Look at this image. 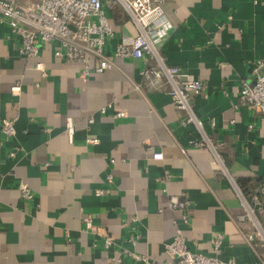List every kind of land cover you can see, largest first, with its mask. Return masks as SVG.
Segmentation results:
<instances>
[{"label": "crops", "instance_id": "obj_1", "mask_svg": "<svg viewBox=\"0 0 264 264\" xmlns=\"http://www.w3.org/2000/svg\"><path fill=\"white\" fill-rule=\"evenodd\" d=\"M105 5L113 55L136 26L121 6ZM163 7L173 28L158 52L203 80L193 109L213 147L197 146L198 127L182 124L186 114L167 89L148 85L142 71L155 60L114 56L112 68L84 76L81 61L56 56L58 42L24 57L19 36L0 21V126L15 118L16 129L0 135V264H157L179 228L193 251L244 264L264 257V245L259 255L244 236L253 224L241 218L240 202L244 186L264 181V115L238 103L264 56V0H166ZM21 182L32 198L22 196ZM176 197L187 201L184 209L172 207Z\"/></svg>", "mask_w": 264, "mask_h": 264}, {"label": "built area", "instance_id": "obj_2", "mask_svg": "<svg viewBox=\"0 0 264 264\" xmlns=\"http://www.w3.org/2000/svg\"><path fill=\"white\" fill-rule=\"evenodd\" d=\"M166 0H0V21L6 22L11 31L18 35L21 44L19 51L26 57H37L42 43L58 42L59 48L56 56L67 60H79L83 63L82 74L89 76L94 70L102 72L115 65V57L123 58H150L156 65L145 68L142 73L148 85L155 89H167L172 96L175 106L184 111L186 117L181 122L184 125L194 123L203 134L201 140L195 141L197 146L213 147L210 139L204 133L203 121L199 119L193 109V99L204 88L201 78L184 72L176 65L165 62L157 49V42L169 36L173 28L172 21L166 14L163 4ZM105 2L110 7L121 6L132 18L136 26V33L130 39H123L114 50L113 55L108 54V41L115 37V30L111 25ZM96 60V65L91 68V60ZM41 70L43 76L47 75L42 62L35 65ZM253 80L242 84L238 96V103L253 108L264 115V56L259 59L253 68ZM13 91L20 90V85L13 86ZM108 110L107 106L101 108L102 112ZM125 112L118 111L115 116H124ZM94 120L89 118V122ZM66 128L70 138L73 136V122L68 119ZM15 118H4L0 126V135H14ZM90 143H99V138L90 137ZM153 157L160 159L162 152H154ZM108 179L113 174L107 175ZM19 189L24 198H32L33 194L25 182L19 184ZM97 194H106L107 189L100 188ZM240 202L245 208L242 219H249L253 230L244 234L247 242L258 252V242L264 245V181L252 185L247 191L240 190ZM172 207L185 208L187 201L172 198ZM136 220L135 217L132 218ZM183 219L188 222L185 213ZM87 227H92V216H84ZM223 239L218 234L214 239V247L219 250ZM113 240L107 238L105 245L109 247ZM168 258L157 264H244L235 258L221 259L202 252L191 250L186 236L179 228L166 243ZM134 257L140 256L133 254ZM261 261L251 264H264Z\"/></svg>", "mask_w": 264, "mask_h": 264}, {"label": "trees", "instance_id": "obj_3", "mask_svg": "<svg viewBox=\"0 0 264 264\" xmlns=\"http://www.w3.org/2000/svg\"><path fill=\"white\" fill-rule=\"evenodd\" d=\"M243 187V186H242ZM249 188L244 186V191H247Z\"/></svg>", "mask_w": 264, "mask_h": 264}]
</instances>
